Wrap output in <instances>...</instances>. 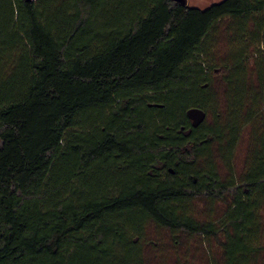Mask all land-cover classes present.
<instances>
[{
  "label": "trees",
  "instance_id": "1",
  "mask_svg": "<svg viewBox=\"0 0 264 264\" xmlns=\"http://www.w3.org/2000/svg\"><path fill=\"white\" fill-rule=\"evenodd\" d=\"M149 225L264 264V0H0V264H148Z\"/></svg>",
  "mask_w": 264,
  "mask_h": 264
},
{
  "label": "rangeland",
  "instance_id": "2",
  "mask_svg": "<svg viewBox=\"0 0 264 264\" xmlns=\"http://www.w3.org/2000/svg\"><path fill=\"white\" fill-rule=\"evenodd\" d=\"M184 1L192 6L206 8L213 3L223 0ZM219 86L218 89L221 95L224 92V84L220 82ZM251 137V127H247L241 136L234 156L233 163L237 173L241 172L244 168L251 144ZM199 207H206V204H199ZM217 208H223V204L219 203ZM147 228V239L154 242L146 245L144 248L143 255L146 257L148 264H178L179 261L180 263L186 262L188 264H207L210 255L221 256L222 249L216 240H212L211 249L207 252L204 247H209V245H205L199 237L181 234L178 239H175L167 230L157 229L154 225H149ZM177 240L179 241L176 242Z\"/></svg>",
  "mask_w": 264,
  "mask_h": 264
},
{
  "label": "water",
  "instance_id": "3",
  "mask_svg": "<svg viewBox=\"0 0 264 264\" xmlns=\"http://www.w3.org/2000/svg\"><path fill=\"white\" fill-rule=\"evenodd\" d=\"M177 1H180L182 3H186L184 0H177ZM188 116L193 121L194 125H199L206 118L205 112L203 110L197 109V108L190 109L188 111Z\"/></svg>",
  "mask_w": 264,
  "mask_h": 264
}]
</instances>
